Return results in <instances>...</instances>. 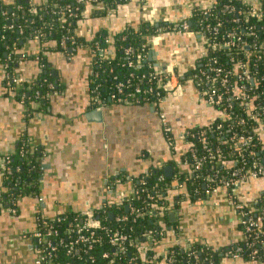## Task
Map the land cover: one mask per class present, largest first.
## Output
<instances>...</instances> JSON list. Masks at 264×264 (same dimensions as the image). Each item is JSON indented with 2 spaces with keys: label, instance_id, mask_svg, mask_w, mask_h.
<instances>
[{
  "label": "trees",
  "instance_id": "16d2710c",
  "mask_svg": "<svg viewBox=\"0 0 264 264\" xmlns=\"http://www.w3.org/2000/svg\"><path fill=\"white\" fill-rule=\"evenodd\" d=\"M128 1L90 0L91 15L104 16ZM87 7L75 0H47L42 5H33L30 0H15L10 5L0 3V64L5 72L4 82L25 103L28 116L46 112L50 95L62 90L45 52L60 51L72 57L83 47L92 53L89 90L93 98L126 104L149 103L158 108L166 96L163 87L167 77L148 60L150 37L158 30H180L183 22L187 23L188 32L204 34L206 51L193 69L184 72L176 69L179 81L184 84L193 80L201 91L213 87L223 91L219 84L226 79L224 90L230 99L214 106L220 116L213 122L186 129L184 139L189 148L178 161L170 160L174 169L171 176H166L161 167H151L133 178L136 194L127 201L128 207L127 203H113L92 210L98 226L89 232H93L91 248L76 243V228L86 216L75 212L57 216L52 224L57 233L51 237L57 247L47 264H221L222 256L232 257L237 248L241 249V259L251 260L249 243L255 234L259 241H264V193L253 209H245L250 218L260 217L261 221L251 231L240 221L243 241L220 249L196 242L186 246L176 244L164 255H157V261L152 263L149 260L156 255V249H149L144 257L140 249L147 231H152L153 244L157 246L160 232L165 233L166 229L160 225L161 217L170 222L167 207L178 210L183 202L194 201L220 187L219 181L229 180L233 172L247 177L254 163L264 164L263 141L257 132L264 125V0H260L257 9L261 15H252L253 6L244 0H215L210 7L194 9L189 17L177 22L144 23L138 29L127 27L113 37L101 30L91 38L76 33L77 22ZM231 32H236L241 41L231 47L219 46ZM35 38L42 48L31 55L24 51L23 45ZM28 59H36L40 66L37 77L30 82L21 81L15 73L19 63ZM213 68L221 72L217 74ZM164 135L174 146L173 134L165 129ZM240 138H245L247 144L243 145ZM44 156L43 147L34 146L26 135L16 141L13 153L3 156L8 191L2 195L0 207L16 213L23 197L39 194ZM179 163H186L189 171H181ZM222 187L236 199L234 186ZM172 191L175 193L170 199L168 194ZM38 228L44 233L48 231L43 220H39ZM117 230L128 236L124 253L109 242ZM73 245L74 249L69 251ZM259 245L256 243L255 247Z\"/></svg>",
  "mask_w": 264,
  "mask_h": 264
},
{
  "label": "crops",
  "instance_id": "0c3cea01",
  "mask_svg": "<svg viewBox=\"0 0 264 264\" xmlns=\"http://www.w3.org/2000/svg\"><path fill=\"white\" fill-rule=\"evenodd\" d=\"M15 0H0L10 5ZM47 0H30L42 5ZM258 9L260 0H244ZM215 0H130L101 17H93L90 7L78 20L76 33L91 38L101 30L113 37L127 27L138 29L144 23L177 22L189 17L194 9L210 7ZM199 33L178 30L156 33L151 38L148 60L162 68L174 63L179 72L191 70L206 49ZM24 51H41L38 39L25 42ZM111 51L107 53L110 54ZM62 86L50 95L46 112L27 115V107L4 82L0 64V199L7 193L3 156L13 153L16 141L26 135L34 146L44 149V172L37 196L23 197L16 213L0 207V264H36L39 244L34 237L39 220L71 212L84 213L102 206L120 203L134 190L133 178L151 167H170L188 149L183 138L186 129L205 126L220 114L207 103L197 83L187 81L179 94H167L158 108L112 102L91 96L89 77L93 70L92 53L78 49L72 57L60 51L45 52ZM40 72L36 59L23 60L16 68L21 81H33ZM167 129L175 138L167 142ZM263 141L264 125L257 129ZM181 171L189 166L180 164ZM166 174V172H165ZM236 203L253 209L264 193V178H248L235 188ZM174 191L168 198L174 196ZM175 214L173 221L170 215ZM161 217L156 254H165L173 245L196 242L216 249L245 240L240 217L220 186L194 201L183 202L178 210ZM221 264H264L261 261L222 256Z\"/></svg>",
  "mask_w": 264,
  "mask_h": 264
},
{
  "label": "built area",
  "instance_id": "2783aa9c",
  "mask_svg": "<svg viewBox=\"0 0 264 264\" xmlns=\"http://www.w3.org/2000/svg\"><path fill=\"white\" fill-rule=\"evenodd\" d=\"M75 1L77 3H83V4L86 3L88 5V7H90V9L92 10L90 0H75ZM86 9L84 10V12L86 11ZM258 14L261 15L259 13V10H257L256 8L253 7L252 15H258ZM178 31L188 32L187 23L183 22L181 25V29ZM161 32H162L161 30H158L157 33L160 34ZM199 34H201V33H199ZM201 35L204 37V34H201ZM152 37H150V45H151V38ZM240 41H241V37L236 32H231L228 34L227 41L220 43L219 46L231 47V46L236 45ZM212 45L214 48L217 47V44H212ZM126 53H129V50H126ZM213 62H215V61H213ZM160 71L165 73L166 77H167V80H166L164 87H163V90L166 92V95L171 94V93H173V94L181 93L183 84L179 81V73L176 72L175 64L174 63H168L165 66H163L162 68H160ZM213 71L216 72L217 74H219L221 72V70L219 68H213ZM4 74H5V72H4ZM245 78L248 81L250 80L249 76H246ZM189 81L193 82V80H189ZM207 81L210 82L208 77H207ZM216 82H217L216 80H213V84H216ZM226 83H227V80L223 79V80H221V82L219 84L223 88V91H221L215 87L210 88L209 90L202 91L207 103H209L212 106H216V105H220L224 101H227L230 99L227 91L224 90V87H226ZM119 86H121V84H119ZM242 89H244V87H242ZM183 138H184V136H183ZM240 140L243 142V145L247 144V140L245 138H240ZM191 152H193L192 149H191ZM253 167H254V169L250 171V173L247 175V177H245L244 175H240L239 171H235L232 173V178H230L229 180L219 181L220 185L225 186V187H228L231 185V186H234L236 188L242 181H245L248 178H253V179L261 178V177L264 178V164L259 163V162L254 163ZM135 194H136V191L133 190L132 195L129 198H127L125 200L124 199L120 200V204L127 203V201H131L135 197ZM229 200L235 204V207H236L238 214H239V217H240V221L245 225L246 229L248 231H251L252 229L253 230L256 229L258 227L259 222L261 221V218L260 217H257L256 219L250 218L248 215V212L245 211V209L247 210L248 208L242 203H238V202L236 203L233 196L229 195ZM128 205L129 204L127 203V207H128ZM166 209L169 212L172 211V209L170 207H167ZM10 211L13 213L15 212V210H13V209L12 210L10 209ZM79 215L82 217H84V216H86V217L84 218V221H82V225L77 226V228H76V231L78 234L76 243L81 244V245H85L88 248H91L92 247L91 237L93 236V232H91L90 234H89V232L91 231V228H95L96 226H98V222L93 219L92 210L84 212V213H80ZM57 219H58V217H53L51 219H44L43 223L47 227L48 231H46L44 233V232L40 231L38 228V230L33 234L34 237L37 239V242L39 244V257L36 261V264H47V263H49L52 255L56 251L57 245L51 241V237L57 233L55 230L52 229L53 228L52 224ZM143 238L145 240V244L140 249V253H141L142 257L146 256V252L149 249L153 248V246H154L153 239H152V231L145 232L143 234ZM258 238H259V236L255 234L254 240L249 243L250 244L249 247L251 248L249 253L251 255L252 261H261L264 263V241H259ZM127 240H128V236L117 230L111 234L109 242L111 245L116 247L118 252L124 253L125 252L124 246H125V243L127 242ZM256 243H260L259 247H255ZM69 249H70L69 251H72L74 249V245L70 246ZM240 251H241V249L237 248L232 257L234 259L240 258L239 257ZM104 256H107V254L105 253ZM157 257H158L157 254L154 255L153 258H151L149 260V263L157 261Z\"/></svg>",
  "mask_w": 264,
  "mask_h": 264
},
{
  "label": "water",
  "instance_id": "95a60500",
  "mask_svg": "<svg viewBox=\"0 0 264 264\" xmlns=\"http://www.w3.org/2000/svg\"><path fill=\"white\" fill-rule=\"evenodd\" d=\"M172 169L170 167L165 168L166 176H171L172 175ZM175 218V214L170 215V221H173Z\"/></svg>",
  "mask_w": 264,
  "mask_h": 264
}]
</instances>
